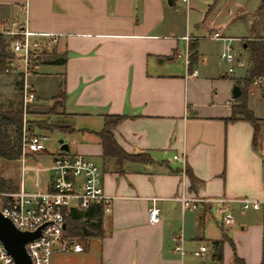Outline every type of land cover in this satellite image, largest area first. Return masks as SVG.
<instances>
[{"label": "crops", "instance_id": "crops-1", "mask_svg": "<svg viewBox=\"0 0 264 264\" xmlns=\"http://www.w3.org/2000/svg\"><path fill=\"white\" fill-rule=\"evenodd\" d=\"M238 3L0 0V33L27 28L60 36L55 53L65 63L40 64L28 76L37 94L31 115L47 116L56 101L61 109L49 116L54 131L63 135L50 153L51 163L56 151L91 159L111 197L103 235L84 240L82 252H68L79 264H198L192 253L201 244L210 250L209 264H264V206L243 210L232 202L234 222L225 225L222 204L204 201L196 210H183L179 200L184 158L189 197H264V89L259 93L256 87L247 96L256 125L243 117L232 120V89L245 70L229 74L236 58L222 60L225 43L207 38L216 31L244 40L264 38L254 26V35H228ZM186 55L197 77H186ZM12 73L0 74L3 109L20 103L18 92L22 99L23 75ZM60 90L63 100L56 99ZM105 115L125 116L113 129L115 139L128 154L144 153L143 161L105 159L98 135ZM45 152L30 156L29 163ZM50 173L49 180L40 175L39 189L47 188ZM152 198L160 208L157 224L149 222ZM180 231L188 252L183 259L173 250ZM212 240L223 241L222 261L213 259Z\"/></svg>", "mask_w": 264, "mask_h": 264}, {"label": "built area", "instance_id": "built-area-1", "mask_svg": "<svg viewBox=\"0 0 264 264\" xmlns=\"http://www.w3.org/2000/svg\"><path fill=\"white\" fill-rule=\"evenodd\" d=\"M188 2L189 0H182ZM3 34L14 36L12 50L16 54L11 63L12 71H19L23 75L22 105L23 125L21 132L20 156L17 159L20 184L15 190H0V213L10 219L13 225L20 231L33 232L41 230V235L28 242L25 247L31 257L33 264H50L52 255L55 253H66L70 251L82 252L84 245L76 238H72L67 231L66 219L73 209H87L93 204H103L105 212L110 208L111 197L105 193L103 186L102 170L91 159L80 154H69L64 151H56L52 154V163L49 168L41 165H31L29 158L46 151V136L31 131L28 126V108L36 101L37 94L28 76L33 72V58L44 50H50L59 41L58 34L37 33L21 28L14 31H4ZM209 39L221 40L226 43L220 55L222 60L236 61L228 69L231 75L238 70H245L247 63L230 45L236 41L244 44L242 38H231L221 34L220 31L213 32L207 36ZM187 41L190 40L186 36ZM238 54V55H237ZM19 62V65H17ZM187 66L186 77H197L198 70H189L190 60L185 56ZM9 72V69H7ZM256 85L262 84L259 79ZM231 102L228 101L227 105ZM174 159H180L174 156ZM52 172V178L46 189H39V178L44 172ZM32 173L34 179V191L26 188V178ZM182 194L179 200L183 210H196L201 202L219 203L225 206L222 213V223L232 224L233 214L228 206L232 202L241 204L243 210H259L264 206L263 198L243 197L238 199L218 198L199 199L189 197L185 194L186 188V166L183 159L182 169ZM158 198H152L153 205L149 209V222L157 224L160 221V208L155 204ZM174 252L183 259L187 255L185 247V236L182 231L175 235ZM193 256L199 260L198 264H209L206 260L210 254L207 245L201 244L193 251ZM0 264H15L13 257L8 253L0 240Z\"/></svg>", "mask_w": 264, "mask_h": 264}, {"label": "trees", "instance_id": "trees-1", "mask_svg": "<svg viewBox=\"0 0 264 264\" xmlns=\"http://www.w3.org/2000/svg\"><path fill=\"white\" fill-rule=\"evenodd\" d=\"M264 8V0L262 1ZM14 36L0 33V73H10L12 71L11 63L16 57L12 50ZM55 47L50 50H44L35 58H33L32 69L40 64H63L65 58L55 53ZM193 47L190 48L193 51ZM248 63L245 69V75L235 80V84L240 86L242 93L235 100L236 104L232 109V120L243 117L244 119L257 124L258 119L253 112L248 108V93L249 87L257 80L261 79L264 85V38L251 39L244 47ZM195 53L191 55L194 57ZM9 69V72H7ZM22 84V80H21ZM65 92L60 90L56 99H65ZM58 102L55 106L58 107ZM125 116L123 115H105L104 126L98 132L101 143L104 149L105 159H116L118 162L124 160L143 161L145 154H128L117 143L113 129L118 125ZM23 125V105L11 108H0V159L7 162H15L20 156L21 147V132ZM43 128V126H40ZM192 178V184H195V179ZM18 185L15 180H7L0 175V190H15ZM105 214V206L103 204H93L87 209H73L71 214L66 219V226L69 235L72 238H78L81 241L91 238L101 237L102 222ZM211 246L213 249V259L222 261L223 259V241L212 240Z\"/></svg>", "mask_w": 264, "mask_h": 264}, {"label": "rangeland", "instance_id": "rangeland-1", "mask_svg": "<svg viewBox=\"0 0 264 264\" xmlns=\"http://www.w3.org/2000/svg\"><path fill=\"white\" fill-rule=\"evenodd\" d=\"M239 3L235 4L234 6V14L232 16V22L229 25V29L227 30L228 35L234 36V37H246L250 35H254V32L252 31V27L259 31L261 35L264 36V8H262V0H237ZM240 9V10H239ZM226 23H228L229 17L224 16L223 17ZM249 40H245L244 43H247ZM225 43V42H224ZM207 45L209 47L216 46L215 42L207 41ZM226 43L224 44V46ZM230 45L236 50V52H240L241 50V56L243 60H245L246 63H248V58L246 55V52L244 51V47L239 42H232ZM238 55V54H237ZM17 65H19V62H17ZM16 71V70H15ZM18 71V70H17ZM13 71L10 73H0V74H13ZM242 71L238 72V75H241ZM245 75V71L243 72ZM243 75V76H244ZM3 78V77H2ZM4 83V81L2 82ZM1 83V84H2ZM7 85L12 84L10 80H8ZM256 87L259 88L257 91L260 93L264 89V85H256L255 83L249 87V91L252 89H256ZM16 101L19 100V104H21L22 99H20V93L18 92ZM22 97V96H21ZM18 104V105H19ZM16 105V106H18ZM34 103L32 104V106ZM5 106V105H4ZM2 103L0 102V108H5ZM28 108V126L33 132H37L43 136H47L49 139L45 141V146L47 151L44 154L37 156V159L30 160L31 165H37L40 164L41 166L45 167L46 169L50 167L51 165V157L50 153L59 146V141L63 139V135L60 134L59 131H54L56 128L50 124L49 116L58 114L61 109L55 106V103L52 105V107L46 112V115H40L35 114L31 115V113L35 110L34 108ZM7 108V107H6ZM259 111V110H258ZM35 112V111H34ZM33 112V113H34ZM40 126H43L40 127ZM54 131V132H53ZM53 132V133H52ZM19 173L18 163L15 162H7L2 159H0V175L3 176L7 180H15L17 181V175ZM33 177V176H32ZM29 174L26 178V188L28 191H34L36 190L33 186L34 179ZM51 177V173L49 171H46L42 174V180H49ZM78 241H80L82 244L84 241H81L77 238ZM80 260L77 255L71 254V253H55L52 255V264H79Z\"/></svg>", "mask_w": 264, "mask_h": 264}, {"label": "water", "instance_id": "water-1", "mask_svg": "<svg viewBox=\"0 0 264 264\" xmlns=\"http://www.w3.org/2000/svg\"><path fill=\"white\" fill-rule=\"evenodd\" d=\"M242 93L240 86L234 85L232 96L237 99ZM64 149L67 146H63ZM41 235V230L24 232L18 230L10 219L0 213V240L4 244L8 253L13 257L15 264H33L25 245L37 239Z\"/></svg>", "mask_w": 264, "mask_h": 264}]
</instances>
